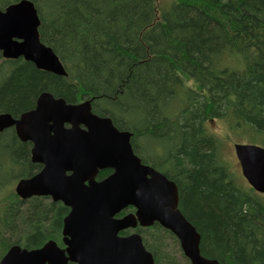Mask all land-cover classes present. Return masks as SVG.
I'll use <instances>...</instances> for the list:
<instances>
[{"label": "trees", "instance_id": "trees-1", "mask_svg": "<svg viewBox=\"0 0 264 264\" xmlns=\"http://www.w3.org/2000/svg\"><path fill=\"white\" fill-rule=\"evenodd\" d=\"M19 1L0 0V9ZM31 1L40 40L67 76L4 60L0 114L18 118L42 93L71 104L90 100L95 114L132 133L144 164L176 183L202 256L264 264V195L237 181L222 157L224 140L209 128L219 122L226 139L264 147V0ZM30 148L13 129L0 135V261L14 245L64 247L63 203L3 194L42 169ZM138 232L155 264H182L168 249V240L177 242L171 232L159 224Z\"/></svg>", "mask_w": 264, "mask_h": 264}, {"label": "water", "instance_id": "water-1", "mask_svg": "<svg viewBox=\"0 0 264 264\" xmlns=\"http://www.w3.org/2000/svg\"><path fill=\"white\" fill-rule=\"evenodd\" d=\"M40 25L31 0L0 9V63L23 58L41 71L67 76L58 55L40 40ZM12 127L22 142L32 143L33 163L43 166L17 183V195L50 197L69 213L63 220L65 247L54 240L31 250L14 245L0 264H155L139 233H120L156 223L175 235L191 264H220L202 256L201 235L180 210L176 183L144 164L132 133L93 113L90 100L71 104L42 93L18 119L0 114V134ZM234 150L249 186L264 194V148L235 144ZM107 169L112 173L98 181ZM131 207L134 213L119 216Z\"/></svg>", "mask_w": 264, "mask_h": 264}, {"label": "rangeland", "instance_id": "rangeland-1", "mask_svg": "<svg viewBox=\"0 0 264 264\" xmlns=\"http://www.w3.org/2000/svg\"><path fill=\"white\" fill-rule=\"evenodd\" d=\"M169 1L170 0H164L163 3H167ZM209 128L213 132L217 133L224 140L223 147H222V152H223L222 157L229 164V166L231 168V171L235 175L237 181L241 185L250 187L248 185V183L246 182V180L244 179V177L242 176L241 169H240V165H239V162L237 160V157H236L235 151H234V144H237L239 142H237L236 139L233 140L232 138L226 139V135H228V133L225 131L224 127L219 122H213V123H211V125H209ZM242 143H245V142H242ZM19 180L20 179H17L15 181V183H13V185H9L8 186V187H10V190L4 188V193H3L4 196L7 194V192L16 194L15 193V187H16V184H17V182ZM262 197L264 198V196H262ZM26 200H29V199H26ZM50 201H52V199H50ZM167 244H168L167 245L168 246V249L170 250V252L172 253V255L177 260H179L182 264H186L188 260L186 259V257L183 254V251H182V249L180 247L179 241L177 240V242H176L175 240L171 239V240H168L167 241Z\"/></svg>", "mask_w": 264, "mask_h": 264}]
</instances>
